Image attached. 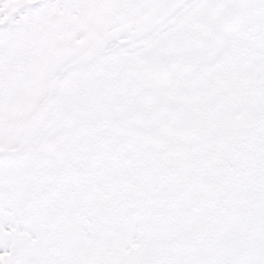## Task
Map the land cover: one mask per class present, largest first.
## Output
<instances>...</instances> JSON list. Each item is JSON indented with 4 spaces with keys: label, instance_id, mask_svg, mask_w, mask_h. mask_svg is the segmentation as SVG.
Instances as JSON below:
<instances>
[{
    "label": "snow or ice",
    "instance_id": "obj_1",
    "mask_svg": "<svg viewBox=\"0 0 264 264\" xmlns=\"http://www.w3.org/2000/svg\"><path fill=\"white\" fill-rule=\"evenodd\" d=\"M0 264H264V0H0Z\"/></svg>",
    "mask_w": 264,
    "mask_h": 264
},
{
    "label": "rangeland",
    "instance_id": "obj_2",
    "mask_svg": "<svg viewBox=\"0 0 264 264\" xmlns=\"http://www.w3.org/2000/svg\"><path fill=\"white\" fill-rule=\"evenodd\" d=\"M215 128H216V126L214 125V123L211 120H209V123H208V126H207V131L212 132V131L215 130ZM238 142H239V139L232 145L231 150H230L231 152H235L236 151L235 146H236V144ZM227 166H229V162H228V160H225L224 168L226 169Z\"/></svg>",
    "mask_w": 264,
    "mask_h": 264
}]
</instances>
